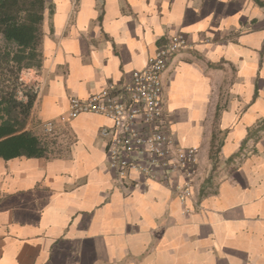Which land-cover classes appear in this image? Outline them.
<instances>
[{
	"label": "crops",
	"instance_id": "1",
	"mask_svg": "<svg viewBox=\"0 0 264 264\" xmlns=\"http://www.w3.org/2000/svg\"><path fill=\"white\" fill-rule=\"evenodd\" d=\"M47 4L27 128L51 121L53 154L0 157V264H264V0ZM177 33L188 46L167 61L162 97L176 143L198 149L189 196L182 172L111 167L107 117L60 119Z\"/></svg>",
	"mask_w": 264,
	"mask_h": 264
},
{
	"label": "built area",
	"instance_id": "2",
	"mask_svg": "<svg viewBox=\"0 0 264 264\" xmlns=\"http://www.w3.org/2000/svg\"><path fill=\"white\" fill-rule=\"evenodd\" d=\"M187 43L183 33L172 35L121 88L93 93L85 99L71 97L66 116L60 117L66 120L80 113L107 117L112 125L102 128L100 134L107 139L110 166L120 175L128 170L152 179L158 170L164 171V179L171 172H182L186 181L177 187L181 196L191 194L190 179L195 176L199 155L196 147L177 144L169 131L162 73L169 58L187 48ZM52 129L51 121L43 124V132Z\"/></svg>",
	"mask_w": 264,
	"mask_h": 264
},
{
	"label": "trees",
	"instance_id": "3",
	"mask_svg": "<svg viewBox=\"0 0 264 264\" xmlns=\"http://www.w3.org/2000/svg\"><path fill=\"white\" fill-rule=\"evenodd\" d=\"M47 0H0V157H48L49 133L27 128L36 86L20 84L22 70L40 66ZM51 133V132H50Z\"/></svg>",
	"mask_w": 264,
	"mask_h": 264
},
{
	"label": "rangeland",
	"instance_id": "4",
	"mask_svg": "<svg viewBox=\"0 0 264 264\" xmlns=\"http://www.w3.org/2000/svg\"><path fill=\"white\" fill-rule=\"evenodd\" d=\"M32 72H34V69H29V70H22L21 74H20V84L22 86H25V85H28V84H33L31 81L33 79V76H32ZM255 132H251V134L253 135ZM260 134H263L264 131H261L259 132ZM257 135V134H256ZM255 146H248L247 143H243V146L241 147L240 149V152L239 153H244V154H247L248 152H253L254 151ZM241 155V154H240Z\"/></svg>",
	"mask_w": 264,
	"mask_h": 264
}]
</instances>
